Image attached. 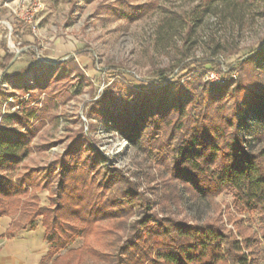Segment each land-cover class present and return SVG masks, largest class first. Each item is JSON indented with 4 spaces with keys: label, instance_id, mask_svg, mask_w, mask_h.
<instances>
[{
    "label": "rangeland",
    "instance_id": "rangeland-1",
    "mask_svg": "<svg viewBox=\"0 0 264 264\" xmlns=\"http://www.w3.org/2000/svg\"><path fill=\"white\" fill-rule=\"evenodd\" d=\"M227 1L0 0L3 41L14 57L19 52L9 70L12 82L0 86L1 123L35 109L28 128L18 121L2 123L21 132L35 131L30 154L15 176L29 169L54 166L71 150L68 161L75 162L78 157L86 160L98 180L111 171L130 179L140 192L156 200L153 189L157 192L164 181L170 183L159 164V155L132 144L116 128L114 116L95 114L96 104L109 87L123 98V91L130 95L144 89L167 88L175 82L224 84V78L211 66L200 70L192 65L189 75L181 72L179 68L189 61H217L223 63L226 73L236 68L231 85L242 83L262 95L264 55L255 57V70L252 65L239 70L237 64L255 55L264 44V0H238L235 11ZM125 13L128 18L123 17ZM164 78L169 81L162 86L158 81ZM242 115L240 134L249 150L259 151L264 148V115L250 108ZM178 187L181 201L160 208V216L171 214L191 223L221 216L229 229H234L229 217H242L245 225L258 232L259 218L246 212L239 214L232 193L225 192L207 202ZM35 192L41 207L51 206L50 190ZM96 194L95 200L101 205L118 197L116 189L98 190ZM137 218L138 214L129 222ZM75 223L83 226L81 221ZM110 224L105 220L98 225L105 228ZM114 225V231L124 235L118 223ZM114 237L116 234L95 232L86 238L77 237L44 264H108L113 254L109 244ZM70 250L72 253H67Z\"/></svg>",
    "mask_w": 264,
    "mask_h": 264
},
{
    "label": "trees",
    "instance_id": "trees-1",
    "mask_svg": "<svg viewBox=\"0 0 264 264\" xmlns=\"http://www.w3.org/2000/svg\"><path fill=\"white\" fill-rule=\"evenodd\" d=\"M227 2L234 11L238 9V0ZM122 15L128 18L126 13ZM5 48L0 86L12 80L9 66L14 53ZM261 55L264 44L255 55L237 64V69L252 65L255 70V57ZM70 60L73 59L62 64ZM192 65L200 70L213 67L224 78V84L175 82L167 88L144 89L130 95L123 91V98L114 95L113 87H109L96 104L95 114L114 116L116 128L132 144L159 155V164L168 173L170 183L164 181L157 192L153 189L156 200L140 192L130 179L111 171L98 180L86 160L78 157L75 162L68 161L71 150L54 166L29 169L15 176L30 154L35 131L21 132L0 125V219L12 218L4 237L32 230L42 218L49 252L41 264L67 249L77 237L86 238L93 232L116 234L109 244L113 254L108 264H264V148L249 150L240 134L242 114L249 108L264 115V93H255L242 83L233 87L230 82L236 68L226 73L223 63L217 61H189L179 70L193 71ZM168 81L164 78L158 83L165 85ZM34 111L30 108L4 121H18L28 128ZM178 186L207 202L225 192L232 193L239 214L257 215L258 232L245 225L242 217H229L234 226L229 229L221 216L203 223H191L171 214L160 216L162 207L181 201ZM37 189L50 190L51 206H40ZM105 189H116L118 197L98 204L96 191ZM136 214L139 218L129 222ZM105 220L111 224L101 228L98 224ZM116 222L124 235L114 231Z\"/></svg>",
    "mask_w": 264,
    "mask_h": 264
},
{
    "label": "crops",
    "instance_id": "crops-1",
    "mask_svg": "<svg viewBox=\"0 0 264 264\" xmlns=\"http://www.w3.org/2000/svg\"><path fill=\"white\" fill-rule=\"evenodd\" d=\"M0 27V62L6 56V44ZM0 117V125H2ZM12 218L0 219V264H41L49 252L42 221L36 222L32 230H21L12 237L4 236L9 231Z\"/></svg>",
    "mask_w": 264,
    "mask_h": 264
},
{
    "label": "water",
    "instance_id": "water-1",
    "mask_svg": "<svg viewBox=\"0 0 264 264\" xmlns=\"http://www.w3.org/2000/svg\"><path fill=\"white\" fill-rule=\"evenodd\" d=\"M18 56H19V52L16 53V55H15L14 59L12 60L9 68L14 64V62L16 61V59L18 58Z\"/></svg>",
    "mask_w": 264,
    "mask_h": 264
}]
</instances>
